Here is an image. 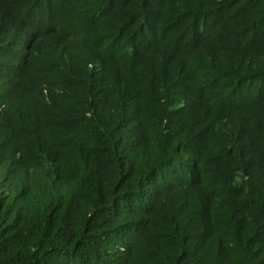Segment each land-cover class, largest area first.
Wrapping results in <instances>:
<instances>
[{"label": "trees", "instance_id": "trees-1", "mask_svg": "<svg viewBox=\"0 0 264 264\" xmlns=\"http://www.w3.org/2000/svg\"><path fill=\"white\" fill-rule=\"evenodd\" d=\"M0 264H264V0H0Z\"/></svg>", "mask_w": 264, "mask_h": 264}]
</instances>
